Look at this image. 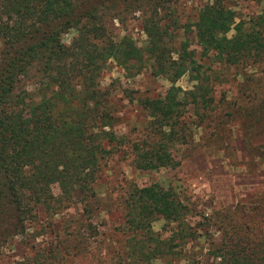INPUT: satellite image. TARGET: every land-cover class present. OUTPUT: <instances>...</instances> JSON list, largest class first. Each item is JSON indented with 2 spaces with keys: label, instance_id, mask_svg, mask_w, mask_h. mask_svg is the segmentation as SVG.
Masks as SVG:
<instances>
[{
  "label": "trees",
  "instance_id": "obj_1",
  "mask_svg": "<svg viewBox=\"0 0 264 264\" xmlns=\"http://www.w3.org/2000/svg\"><path fill=\"white\" fill-rule=\"evenodd\" d=\"M162 1L0 0V247L23 233L24 221L37 217L38 206L47 215L76 200L89 216L92 202L96 208L93 185L102 160L121 146L129 149L138 169L178 164L171 150L187 141L181 120L186 105L203 117L199 108L210 107L212 97L208 75L187 40L179 49L169 46V33L154 16ZM120 6L148 8L142 21L144 46L110 32L108 21L118 19ZM192 25L201 55L214 62L254 63L264 56L261 31L255 25L244 28L219 2L200 7ZM231 28L234 33L227 36ZM69 30L65 44L61 35ZM108 59L128 73L147 65L170 82L163 96L140 99L148 117L147 135L140 140L111 131L116 121L111 91L98 84ZM185 72L194 73L195 83L182 90L173 82ZM52 184L58 187L56 195ZM191 216L170 187L129 184L121 221L113 229L122 243L96 264H198L188 248L198 236L206 238L213 264H264V234L226 212H214L205 220L217 236L213 231L197 235ZM158 218L164 237L151 227ZM85 227L96 234L89 221ZM67 234L74 237L78 230ZM68 248L62 240L37 247L20 264H62L71 255Z\"/></svg>",
  "mask_w": 264,
  "mask_h": 264
},
{
  "label": "rangeland",
  "instance_id": "obj_2",
  "mask_svg": "<svg viewBox=\"0 0 264 264\" xmlns=\"http://www.w3.org/2000/svg\"><path fill=\"white\" fill-rule=\"evenodd\" d=\"M212 2L230 9L235 21L243 22L244 28L258 22L254 28L264 36V0H163L157 6L154 16L159 25L166 27L169 46L179 49L181 41L186 39L187 48L208 75L211 88V106L199 108L203 117L191 104L184 109L181 120L187 141L171 150L178 164L138 169L131 162L129 149L121 146L102 160L93 185L96 208L92 202L89 216L82 214L81 204L76 200L58 213L47 215L38 206L37 217L24 221L23 233L0 247V264H20L33 249L53 245L58 240L71 248H68L71 255L62 264H96L101 255L122 243L121 236L113 234V229L121 221V201L129 184L141 186L155 182L173 189L193 212L190 219L197 235L213 231V237L217 236L216 228L212 229L214 226L205 220L214 212H226L235 222L246 223L255 234H264V56L254 63L228 65L214 62L210 55H201L192 24L198 9ZM118 8V19L108 21L110 32L117 37L127 35L136 46H144L142 21L143 15H149L148 8ZM232 33L231 28L227 36ZM71 36L72 31L65 32L61 35L62 42L67 44ZM131 71H124L108 59L99 73L98 84L111 91L116 117L111 131L129 140H140L147 135L148 120L140 99L163 96L170 82L153 74L147 65L137 72ZM193 77V72H185L173 84L182 90L190 89L195 83ZM50 189L54 195L59 192L56 184ZM87 221L95 226L93 236L85 227ZM161 225L160 218L151 223L152 229L164 237L167 232ZM75 230H78L76 236L67 234ZM206 241L198 236L188 243V248L197 255L198 264L215 261L206 251Z\"/></svg>",
  "mask_w": 264,
  "mask_h": 264
}]
</instances>
